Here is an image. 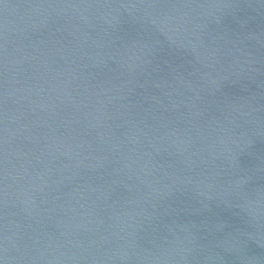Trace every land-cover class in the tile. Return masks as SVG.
<instances>
[{"label":"water","instance_id":"obj_1","mask_svg":"<svg viewBox=\"0 0 264 264\" xmlns=\"http://www.w3.org/2000/svg\"><path fill=\"white\" fill-rule=\"evenodd\" d=\"M0 264H264V0H0Z\"/></svg>","mask_w":264,"mask_h":264}]
</instances>
